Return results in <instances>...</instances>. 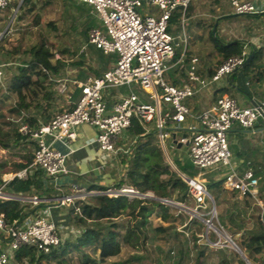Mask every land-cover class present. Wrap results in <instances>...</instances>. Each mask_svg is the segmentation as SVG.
Here are the masks:
<instances>
[{"label":"built area","instance_id":"2783aa9c","mask_svg":"<svg viewBox=\"0 0 264 264\" xmlns=\"http://www.w3.org/2000/svg\"><path fill=\"white\" fill-rule=\"evenodd\" d=\"M12 1L0 0V12L6 10ZM73 1L90 6L102 25V29L88 30L87 44L101 50L105 55H115V63L101 76H90L84 81L71 82L80 93L72 110L56 114L48 123L39 126L20 124L19 134L36 144L32 163L26 169L3 177L0 201H18L29 204L32 208L38 207L43 202L41 198L6 195L3 192L5 185L15 179H25L28 170L31 169L40 170L45 178L57 185L60 177L69 172L66 165L68 154L62 153L54 144L67 145L73 142L76 139V129L80 126L94 128L97 133L95 142L100 150L112 155L118 154L116 142L123 132L130 128L134 118L145 128L156 117L155 128L159 140L163 142L170 139L172 133L168 127L183 123L190 115L184 101L221 78L232 75L243 67L246 60L245 53L224 59L212 77L206 81L196 74L197 59H192L187 82L181 87L172 86L165 81L164 73L174 57L177 44H174V38L168 32V22L175 10L181 9L184 13L194 0ZM227 1L234 15H256L261 12L253 3L246 0ZM143 6L156 7L160 12L159 16L141 15L138 10ZM4 68L5 65L0 64V82L4 77ZM136 83L154 100L153 104L141 102L134 92H130L120 97L108 109L104 100L107 90L129 88ZM60 87L61 93L65 92L66 83L60 82ZM161 102L169 105L171 111L161 113ZM259 109L264 112V103L258 107L240 108L235 99L223 94L217 98L213 106L196 117L200 130L177 142L186 145L190 163L200 173L217 167L226 168L228 172L222 182L223 188L236 192L239 197L249 194L261 206L256 193L258 179L252 170L237 176L231 165V152L227 141V133L234 124L243 129H252L261 117ZM185 182L189 186V195L195 205L193 211L202 217L208 228L213 229V216L210 219H207V216L211 213L214 215L215 210L211 209L204 214L199 212L206 210V200L211 199L204 182L194 178ZM102 194L114 198L118 196L129 199L147 198L131 187L107 190ZM73 200V197L66 196L58 199L56 203L58 206H64ZM160 202L180 205L168 199H161ZM260 210L259 221L264 225V210L261 207ZM75 214H80L79 208H75ZM194 217L197 216L194 214ZM192 218L191 216L189 221ZM59 231L60 228L49 213L24 218L21 221L15 220L12 223L6 222L1 214L0 238L5 247L0 249V264H21L16 260V254L25 247H32L42 254L51 253L63 242ZM207 243L211 246V242L207 240Z\"/></svg>","mask_w":264,"mask_h":264},{"label":"trees","instance_id":"16d2710c","mask_svg":"<svg viewBox=\"0 0 264 264\" xmlns=\"http://www.w3.org/2000/svg\"><path fill=\"white\" fill-rule=\"evenodd\" d=\"M44 2L49 3L47 1ZM30 4V0H22L16 16L18 21L23 18L24 12H31L32 7H30ZM181 14V9H177L172 13L168 22V32L171 22L179 20ZM73 28V23H70L68 31ZM80 29L81 36L87 40L88 31L86 27H81ZM209 33L216 51L221 55L223 60L231 56H239L243 53V47L240 43L232 42L223 45L218 41L217 37H213L211 31ZM93 48L98 53L100 59L107 56L101 50ZM263 51V48L259 49L249 56L248 63L242 67L245 76L253 75L254 78L259 79L263 75L264 70L259 69L257 65V62L263 55ZM178 58L179 54L175 51L173 60L176 61ZM52 59L53 54L45 49L42 43L33 46L29 50V58L21 61L20 65L16 68L17 72L12 73V77L8 83V91L11 94H15L19 99L16 108L11 110L12 113H19L20 109L28 108L29 105L24 103L26 99L25 92L31 90L33 87H37V90L42 91L43 98L48 102L53 100L54 95L60 96L53 90L54 86L52 83L49 84V86H53L50 91H46L47 89L43 85L44 81L49 80L50 82H54L52 79L50 80L51 77L48 75L50 74L53 77L60 75L62 67H64L61 61L53 63ZM188 61L189 58L186 57L182 63L183 65H176V67L171 69L168 73L170 78L175 73H179L180 77H184V64ZM81 62H86L84 54L81 55ZM42 70L45 71L42 73ZM88 70L93 76H101L99 71L88 67V69L80 73L83 78L88 76L86 72ZM33 76L35 79H32ZM2 82H0V85ZM79 94L77 90L69 89L66 83V90L61 95L67 96L69 100L74 102L70 108L68 106L69 110L74 108L79 99ZM54 108L55 105L47 104L49 112L45 113L42 123H48L56 114L65 111L59 109L55 114ZM37 113H35L36 116ZM22 123H27L31 127L39 126L35 118L25 119ZM19 125L13 129L11 134L2 133L0 130L1 137L4 140L10 138L8 141L13 140L15 144H20L23 147L31 144L34 151L36 147L35 142L28 138L23 139V136L18 132ZM145 130L146 128L137 119H132L131 126L126 130V133L127 137L135 142L130 145L129 155L121 159L122 163L125 164V171L121 173L115 188L120 189L123 186H128L143 195L151 193L153 197L129 199L124 196L114 198L106 195H96L89 197L86 202L76 203L80 214L74 215L75 208H71L68 212V215L72 216L71 224L78 231L74 238L63 239L60 236L63 239L61 246L49 254L39 253L32 247L22 248L17 251V261L21 264L25 262L28 264H39L41 261L52 260L58 264H65L70 254H76L79 264H108L121 253L123 248L134 249L147 242L148 233L151 230L150 219L152 217L168 223L172 215L169 208L159 200L168 199L179 204H186L191 200L187 183L177 173L171 171L164 161L161 149L156 142L155 133L153 131L147 133ZM32 159L33 153L32 155L21 157L18 161L12 163L11 167L7 168L5 162L0 161V173L18 172L26 169L32 163ZM179 171L182 174L187 173L182 168H179ZM187 175L193 177L195 174L189 175L187 173ZM42 176H44L43 173L38 170L30 174L25 180H13L6 188L13 195H38L42 188ZM262 180L264 182V178ZM222 182L220 180L207 186V191L214 201L216 218L221 228H223L234 244L244 254L249 264H264V225L259 221L261 210L258 208L259 211L256 212V209L251 207L252 204L256 206V202L249 194H246L242 197L243 205L239 207L238 212L228 213L224 204L228 200L229 202L233 200V204L235 205L236 194L226 192L222 188ZM99 190L105 189L99 188ZM205 211L206 213L209 212V207ZM32 212L33 210L28 209L25 204L18 201H0V215L2 214L8 223H12L15 220L21 221ZM246 215H249L250 219H247ZM184 221L185 219H182L181 224L185 225L186 231H190L192 230L191 227H195L200 232V227L202 226L200 222L195 219H191L187 223ZM169 230L174 233L176 239L182 236L183 246L186 247L188 245L190 242L188 236L184 237L175 233L176 230L173 225H169V227L159 226L154 229L155 232L160 234L167 233ZM191 238L193 245L198 249V254L190 264H208V253L204 251L207 245H202V247L196 245L198 241L197 233L191 234ZM228 252L229 250L226 248L216 249L215 253L218 256L217 264H247L239 254L231 257ZM166 257L169 259L170 253H167Z\"/></svg>","mask_w":264,"mask_h":264},{"label":"crops","instance_id":"0c3cea01","mask_svg":"<svg viewBox=\"0 0 264 264\" xmlns=\"http://www.w3.org/2000/svg\"><path fill=\"white\" fill-rule=\"evenodd\" d=\"M30 1L31 4H33L32 6L30 4V7L35 9L37 1L40 0ZM246 1L253 3L261 12L256 15L236 16L232 13L227 0H194L189 4L186 11L184 13L182 12L180 17L183 46L180 53H178L179 58L176 61L172 59L168 64V70L164 73V75L167 74L166 81L168 84L175 87H181L183 83L187 82V73L191 66L192 59H197L195 71L201 79L207 81L212 77L217 66L223 61V59L212 43V38L209 33L210 30H212L213 37H217L216 35L218 31L219 38L217 37V39L223 45L232 42L240 43L243 47V53L246 54L247 58L255 51L262 48L264 49V0ZM21 2L22 1L20 0L15 12H18ZM49 3L61 4L63 11L66 13L65 18H70V23H73L74 26L69 32L73 33L74 36H76V39L80 40L81 44L87 48V53L84 55H88L89 58H87L86 62L78 67V69L75 70L76 73L74 72L70 77L57 81L59 85L62 81L67 83L69 89L77 90L79 94V90L72 86L71 82L84 81L86 77L90 76L97 77L93 76L89 70L86 71L88 76L85 78L81 76L80 73L83 70L88 69V67L92 69L94 68L102 75V73L113 67L116 56L107 55L100 59L96 50L92 46H89L87 40L81 36V27H86L87 31L91 28L102 29L99 19L90 6L73 0H55ZM138 12L141 15L148 14L154 17H158L160 14L159 10L152 6H143ZM187 22L189 23L188 28H186ZM212 25L215 27H211ZM177 37L180 38V36ZM176 47H179V44ZM186 57L189 58V61L184 64V77H180L179 73H175L170 78L168 75L169 71L176 67V65H183L182 63ZM257 65L259 66V69L264 70V51L261 59L257 62ZM42 71L44 72L45 70ZM132 86L129 88L121 87L111 89L112 91L110 92L106 91L104 94V100L108 109H110L113 103L120 97L128 95L130 92H134L140 101L145 104L154 103V100L151 99L145 91L141 89V91L137 93L135 92V88L132 89ZM223 94H227L235 99L240 108H251L253 107V103H256L258 106L261 105L264 103V72L259 79H256L253 75L245 76L241 68L232 75L223 77L219 81L198 91L194 95L195 97L193 96L194 99H190L184 103L188 108L190 115L186 117L183 123L168 127V130L172 133V137L167 139L170 149H181L183 147L187 149L186 145L179 144L177 141L189 137L192 132L200 130V125L196 120V117L213 106L217 98ZM73 103L74 102L71 100L67 102L69 108ZM66 110L69 109L67 108ZM168 111H171L170 106L161 102L160 112L165 113ZM35 120L39 125L44 124L40 117L35 118ZM155 120L156 117L154 121L146 125L145 131L147 133L151 131L155 133L156 142L159 145L164 158V155L166 157L168 156L163 146L165 141L161 142L158 138V133L155 128ZM96 134L94 128L83 125L76 129V139L73 142H70L67 145L55 143V148L62 153L68 154L66 161L67 169L69 171L68 174L60 177L57 185H54V183L42 176V188L40 194L25 196H38L41 198L43 202H41L38 207L32 208L29 204L25 205L29 206V209H41L42 214L49 213L57 226L65 231L69 230L67 229L68 226H72V216L68 215V212L71 208H78L76 203L86 202L89 197L103 195L102 193L107 190L117 189L115 188V185H117L121 173L124 172L123 167H125V164L122 163L121 159L129 155L130 145L135 142L134 140L129 139L126 131H124L115 145L118 154H106L100 150L95 142ZM227 141L231 152V165L237 176H242L245 171L252 170L254 176L258 179L256 193L261 202V206L256 203V206L252 204L251 207L255 208L256 212L259 211L258 208L260 209V207L264 210V182L262 180L264 178V119L260 117L252 129H243L238 124H234L227 133ZM186 158L190 163L188 149L186 152ZM171 162L177 169L176 173L184 181L185 179L191 178L199 179L204 182L206 188L211 183L220 180L223 181L228 172L226 168L217 167L215 169L207 170L205 175L204 173H197L193 177H190L186 174L180 173L174 160L171 159ZM36 171L38 170H28L26 178ZM9 174L13 173L10 172L0 176V186L3 184V177ZM8 184L9 183L5 185L3 192L6 195H13L10 194L6 188ZM99 188L105 190H99ZM226 192L236 194V199L234 200L236 204H233V200L230 202L228 200L227 208L232 209L231 211L227 210V212L237 213L239 207L243 205L242 197H239L234 191L226 190ZM66 196L73 197V202L69 205L58 206L56 203L57 200ZM144 196L147 198L150 197L146 194ZM190 201L193 204V201ZM209 204H211V207H209ZM208 207L209 210L213 207L215 210V204L212 198L206 200V209ZM74 215L76 214L74 213ZM246 217L247 219H250L249 215H246ZM25 218H31V214H28ZM4 247L5 244L0 238V249Z\"/></svg>","mask_w":264,"mask_h":264},{"label":"rangeland","instance_id":"374dc122","mask_svg":"<svg viewBox=\"0 0 264 264\" xmlns=\"http://www.w3.org/2000/svg\"><path fill=\"white\" fill-rule=\"evenodd\" d=\"M19 2L20 0H13L6 10L0 12V64L6 66V68H4L5 79L0 85V116L2 115L0 118V130L2 133L10 134L13 132V129L17 128L25 119H34V117H40L42 119L45 113L49 112L47 109L48 103L55 105L53 109L55 114L59 109L63 111L68 108L67 102L69 99L67 96L61 95V87L59 83L55 81L68 78L73 75L74 72L76 73L75 70L84 64V62H81V55L87 53V48L81 44V41L77 40L76 36L68 31L70 18H65L66 13L63 11V7H61L60 3L53 4L45 3L43 0L37 1L35 9H32L29 13L24 12L23 18L18 21L16 18L17 11L15 12V9ZM188 26L189 23L187 22L186 28H188ZM214 27L215 26H213V28ZM210 31L212 32V30ZM181 32V19L171 22L169 34L174 37V44H179V47H175L177 53H180L183 46ZM177 36H180V38ZM216 36L219 38L218 31ZM40 43L53 54V63L55 61H61L64 64L60 75L55 77L50 74L48 75L51 77L50 80L52 79L54 82L42 80L45 83H43V85L46 87V91H50L51 87L53 88L54 86L53 90L61 97L54 95L53 100L48 102L43 98V92L37 90V87H33L31 90L25 92L26 99L24 103L29 105L28 108L20 109L19 113H12L11 110L16 108L19 99L15 94H11L8 91V83L12 77V73L14 74L17 72L16 68L20 65L21 61L29 58V50ZM85 58L87 60L89 56L86 55ZM87 63L89 64L88 61ZM41 72L43 73V71ZM32 79H35V77L33 76ZM164 79L167 80V74L164 75ZM51 83L53 86H49ZM134 88L137 93L141 91L138 83L132 86V89ZM107 91L110 92L112 90ZM194 97L185 100L184 103L190 99H194ZM35 113L39 116L36 117ZM9 139L4 140L0 135V161H3V163L5 162L6 168L11 167L12 163H15V161H18L21 157L32 155L33 153V146L31 144L23 147L20 144H15L13 140L8 141ZM163 146L168 155L167 157L164 155V161L171 171L177 172V169L171 162L172 159L178 168L184 169L189 175L200 173L197 168L192 167L188 162L186 158L187 149L185 147L181 149H170L167 140H165ZM123 169L125 171V167H123ZM201 172L204 173V175L206 174V171ZM3 174L0 173V176ZM146 195L151 198L153 197L151 193ZM165 205L169 208L172 215L168 223H164L160 219L152 217L150 219L151 230L150 233H148L147 242L134 249L123 248L121 253L108 264H190L198 254V249L193 245V240L191 238V234L193 233H197L198 241L196 245L200 247H202V245H207L204 251L208 253V264H217L218 256L215 251L219 248L228 249L229 256L231 257H234L235 254H239L232 243L227 240L226 237H229V235L223 228L221 229V225L216 218V212H214V215L211 213L207 216V219L213 216L212 225L214 227L212 229L208 228L201 219L202 217L193 211L195 205L190 201L180 205H169L166 203ZM227 206L228 202H226L224 207L226 210L231 211L232 208L229 209ZM209 207H211V204H209ZM27 208L29 209V206H27ZM30 210H33L31 218L44 215L41 209ZM199 212L200 214L206 213V211L201 210ZM194 214L197 217H194ZM191 216L193 217L192 219L202 224L200 232H198L195 227H191L192 230L186 231L184 228L185 225L181 224L182 219H185L184 222L187 223ZM169 225L175 227V233L178 235H183L185 237L186 234H188L190 242L186 247L183 246L184 242L182 236L176 239L174 233L170 230L164 234L154 231L156 227H169ZM191 225L193 226L192 222ZM67 229L69 230L65 231L61 228L60 236L63 239L74 238L78 232L77 228L72 225L71 227L68 226ZM207 240L211 242V246L207 243ZM167 253H170L169 259L166 257ZM234 260L236 259L234 258ZM24 264L28 263L25 262ZM39 264L58 263L49 260L41 261ZM65 264H79L77 255L70 254Z\"/></svg>","mask_w":264,"mask_h":264},{"label":"water","instance_id":"95a60500","mask_svg":"<svg viewBox=\"0 0 264 264\" xmlns=\"http://www.w3.org/2000/svg\"><path fill=\"white\" fill-rule=\"evenodd\" d=\"M22 1V0H21ZM248 61H249V57L248 58H246V60H245V62H244V65H243V67L244 66H246V64L248 63ZM253 107H258V105L256 104V103H253ZM259 113H260V116H261V118L262 119H264V112L262 111V110H260L259 109ZM26 137H23V139H25ZM185 180H187V179H185ZM146 197V196H145ZM159 201H161V200H159ZM212 209H214V207L212 208ZM227 238V240L230 242V243H232V245L234 246V248L236 249V251L239 253V255L246 261V263L247 264H249L248 263V261H247V259H246V257L244 256V254L240 251V249L232 242V240H231V238H229V237H226Z\"/></svg>","mask_w":264,"mask_h":264}]
</instances>
